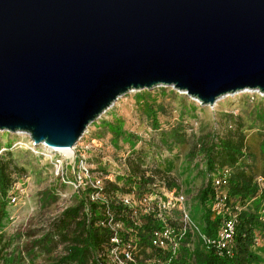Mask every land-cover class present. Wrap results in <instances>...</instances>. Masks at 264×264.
I'll list each match as a JSON object with an SVG mask.
<instances>
[{
    "label": "water",
    "instance_id": "1",
    "mask_svg": "<svg viewBox=\"0 0 264 264\" xmlns=\"http://www.w3.org/2000/svg\"><path fill=\"white\" fill-rule=\"evenodd\" d=\"M264 95V0H0V131L73 148L132 90Z\"/></svg>",
    "mask_w": 264,
    "mask_h": 264
},
{
    "label": "rangeland",
    "instance_id": "2",
    "mask_svg": "<svg viewBox=\"0 0 264 264\" xmlns=\"http://www.w3.org/2000/svg\"><path fill=\"white\" fill-rule=\"evenodd\" d=\"M260 98H264V95L258 92L239 91L222 96L211 106H205L171 87L132 90L118 97L87 126L73 146L74 158L77 161L79 157H84L92 169L103 171L120 184V159L133 150L138 156L145 157L142 159V166L152 167L158 172L164 169L163 172L169 175V182L180 183L189 215L200 225V214L204 207L194 200V194L208 179V175L204 170L202 155L196 150V144L193 157L187 156V151L201 134L219 133L222 127L220 114L236 115L244 119L243 113H247L251 105ZM245 103L247 106L243 111L242 104ZM113 125L123 134L117 140L110 133ZM170 130L181 132L184 140L171 145ZM27 142L28 137L24 134L0 131V147L6 149L8 146V151L25 171L22 176V194L18 202L12 205L8 203L6 196L0 198V206L4 205L6 213L0 231L4 237L22 233L20 238H13L5 252L14 250L19 243L29 239L30 235H38L48 229L61 210L75 205L79 199L78 194L72 191V185L63 183L54 175L49 157L33 153L27 147ZM68 163L64 174L67 179L72 180V160ZM259 185L264 189L263 180ZM46 193L52 199L46 200ZM252 248L264 264V244L253 245ZM62 253L63 248L60 246L49 258L38 254L36 250L33 260L24 255L17 264H46L49 259H54L51 256L57 257Z\"/></svg>",
    "mask_w": 264,
    "mask_h": 264
},
{
    "label": "trees",
    "instance_id": "3",
    "mask_svg": "<svg viewBox=\"0 0 264 264\" xmlns=\"http://www.w3.org/2000/svg\"><path fill=\"white\" fill-rule=\"evenodd\" d=\"M242 106L244 111L247 103ZM220 116L222 127L219 133L205 132L196 137L194 143L190 145L191 149L187 151V156L193 157V148L196 144V150L202 155L204 170L207 174L227 169L224 190L230 202L233 204L248 203L238 213L230 255L212 248L206 249L199 242H194L192 248L181 247L177 257L172 260V264H262L252 246L254 235L264 236V193L256 183L257 177H261L264 181V98H260L254 105H251L247 113H243L244 119L230 114H220ZM110 133L114 134V140L123 135L115 125ZM170 136L171 145L184 140L181 132L170 130ZM5 148L0 155L1 199L6 196L12 182L21 179L25 172L23 166L8 151L9 147ZM134 155L137 156L134 157ZM143 158L145 157L138 156L137 153L126 156L125 163L128 173L121 176V182L129 185L135 184L138 192L146 191V185L150 182L144 177L143 170L140 168ZM133 177H138V179ZM169 183L167 181L168 187ZM106 185L107 190L122 189L117 186L116 180L107 181ZM210 195L211 186L209 179H206L202 187L194 194V200L204 207L200 214V225H198L206 235H213L219 224V217L209 209ZM45 199L52 198L46 193ZM3 207L4 205L0 206V230L2 220L6 218ZM82 207L83 199L79 197L75 205L60 211L48 229L38 235H30L29 239H25L22 244L19 243L14 250L11 249L8 252L5 250L8 249L13 238H20L22 233L17 232L12 237H4L0 231V264H17L24 255L33 260L36 250L38 254H44L49 258L48 256L58 246L63 248V253L57 257L51 256L54 259H49L46 264H95L93 259L95 249L99 248L106 239L108 232L94 226L93 222L98 216L94 204L91 205L92 218L87 223L84 220ZM110 208L115 213L121 211L116 204H110ZM122 217L120 213V218ZM144 221L143 228L147 231L151 224L148 219Z\"/></svg>",
    "mask_w": 264,
    "mask_h": 264
},
{
    "label": "built area",
    "instance_id": "4",
    "mask_svg": "<svg viewBox=\"0 0 264 264\" xmlns=\"http://www.w3.org/2000/svg\"><path fill=\"white\" fill-rule=\"evenodd\" d=\"M27 143L33 153L48 156L54 175L63 183L72 185V191L83 199L82 213L86 223L92 218L91 205H95L98 216L93 224L108 232L106 239L95 249V264H172L179 249L192 248L194 242H199L206 249L231 254L234 225L238 213L248 202H230L224 190L227 169L207 174L211 186L209 209L219 217V224L213 235H206L191 219L182 189L167 186L169 175L166 172L140 166L144 177L150 181L146 185V191L138 192L135 184L123 182H116L122 189L107 190L106 182L112 181L109 175L96 168L92 169L84 157L75 161L74 153L66 157L57 148L42 143L30 144L29 139ZM2 150L5 149L0 147V155ZM125 157H121L119 162L120 176L128 173ZM71 160L72 180H69L64 169ZM262 180L257 177L256 183L264 192L259 185ZM22 182V178L21 182L17 179L7 190L9 204H16L21 197ZM110 204L118 205L121 211L115 213ZM120 213L121 217L124 214L122 218ZM144 219H148L151 224L147 231L143 228ZM260 243L264 244V236L254 235L253 245Z\"/></svg>",
    "mask_w": 264,
    "mask_h": 264
},
{
    "label": "crops",
    "instance_id": "5",
    "mask_svg": "<svg viewBox=\"0 0 264 264\" xmlns=\"http://www.w3.org/2000/svg\"><path fill=\"white\" fill-rule=\"evenodd\" d=\"M128 136V138H130V139H132V137L131 136H129V135H127ZM128 138H126V140H128ZM123 143H126V142H123ZM126 145V144H125ZM133 146H130V148H132ZM133 153V150H131L130 152H129V154L128 155H131ZM109 177V179L110 180H112V181H114V179H111L110 178V176H108ZM114 178H115V176H114ZM169 188H181L182 186L180 185V183L179 184H172L171 182L169 183Z\"/></svg>",
    "mask_w": 264,
    "mask_h": 264
},
{
    "label": "bare ground",
    "instance_id": "6",
    "mask_svg": "<svg viewBox=\"0 0 264 264\" xmlns=\"http://www.w3.org/2000/svg\"><path fill=\"white\" fill-rule=\"evenodd\" d=\"M63 155H65L66 157H69L71 155V151L73 154V149L70 148H57Z\"/></svg>",
    "mask_w": 264,
    "mask_h": 264
}]
</instances>
